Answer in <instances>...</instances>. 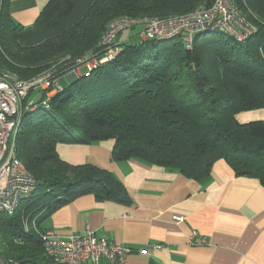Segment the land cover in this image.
Returning <instances> with one entry per match:
<instances>
[{"label":"trees","instance_id":"obj_1","mask_svg":"<svg viewBox=\"0 0 264 264\" xmlns=\"http://www.w3.org/2000/svg\"><path fill=\"white\" fill-rule=\"evenodd\" d=\"M212 2L49 0L36 24L25 28L14 22L10 0H0V70L29 80L70 56L57 70L61 83L78 59L101 52L102 36L114 19L164 18ZM234 2L257 27L248 40L212 32L197 35L192 50L179 38L142 48L120 34L115 60L87 77L84 69L50 97L47 107L23 114L16 154L33 175L36 190L15 213L0 214L4 261L58 264L46 253L41 224L50 212L81 196L132 203L109 171L63 161L60 143L114 140V161L137 159L195 181L208 178L214 164L224 160L236 176L257 179L264 187V121L236 119L240 112L264 107V0Z\"/></svg>","mask_w":264,"mask_h":264},{"label":"crops","instance_id":"obj_2","mask_svg":"<svg viewBox=\"0 0 264 264\" xmlns=\"http://www.w3.org/2000/svg\"><path fill=\"white\" fill-rule=\"evenodd\" d=\"M48 2L10 0L14 22L33 27ZM254 111L243 119L264 121V107ZM114 145V140L60 143L57 153L71 165L94 164L112 173L132 203L81 196L49 213L41 224L46 232L65 237L88 227L99 238L132 248L128 264H264V187L259 180L236 176L224 160L203 181L137 159L116 162ZM176 216L184 221L175 222ZM192 232L206 244L190 245Z\"/></svg>","mask_w":264,"mask_h":264},{"label":"built area","instance_id":"obj_3","mask_svg":"<svg viewBox=\"0 0 264 264\" xmlns=\"http://www.w3.org/2000/svg\"><path fill=\"white\" fill-rule=\"evenodd\" d=\"M125 31L140 34L144 40L179 38L188 50L194 47L197 35L224 32L244 42L257 32V27L242 15L234 0H213L194 11L169 17H120L111 21L100 42V53L87 54L78 59L69 75L85 77L101 65L111 62L121 52L118 37ZM63 92L56 70H46L29 80H22L10 72L0 70V214L15 213L21 203L36 190V181L16 154V140L25 113L48 106L50 97ZM45 95V96H44ZM44 96V97H43ZM44 98V99H43ZM43 99V100H42ZM175 222L184 218L174 217ZM47 255L58 264H128L134 250L99 238L87 227L83 234L56 236L46 232L42 236ZM190 245H204L206 240L192 232ZM141 254H147L141 250ZM0 264H9L0 257Z\"/></svg>","mask_w":264,"mask_h":264},{"label":"rangeland","instance_id":"obj_4","mask_svg":"<svg viewBox=\"0 0 264 264\" xmlns=\"http://www.w3.org/2000/svg\"><path fill=\"white\" fill-rule=\"evenodd\" d=\"M201 6V5H199ZM198 6V7H199ZM248 13H252V17L253 18H258V16L253 12L251 11L250 9L248 10ZM209 35L213 34L212 32H209L208 33ZM131 37L125 41L131 43V44H135L137 46H140L142 48H150L152 45H154L156 43V41L154 40H144L140 34H135V32H132V31H125L122 33L121 35V39L124 40L127 36H130ZM70 60V56H67L66 58H64L61 62L57 63V64H53L54 66L48 68L50 70H57L59 69V67H61L60 65L63 63V62H68ZM47 69V70H48ZM75 81V78L70 75V76H66V77H63L61 79V84L64 88H67L70 84H72L73 82ZM46 107V106H44ZM254 111V110H252ZM251 111H244V112H240L236 115V119L239 121V123L241 124H245V123H249V122H254V121H262V120H256V117L252 118V119H248V120H244V114H248L250 113ZM256 112V111H254ZM26 221V219H25ZM30 228V226H29Z\"/></svg>","mask_w":264,"mask_h":264}]
</instances>
